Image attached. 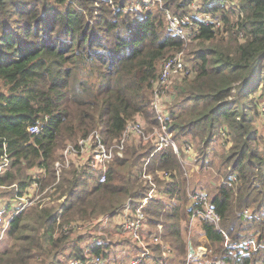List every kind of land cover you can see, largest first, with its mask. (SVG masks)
I'll return each mask as SVG.
<instances>
[{"label": "trees", "instance_id": "obj_1", "mask_svg": "<svg viewBox=\"0 0 264 264\" xmlns=\"http://www.w3.org/2000/svg\"><path fill=\"white\" fill-rule=\"evenodd\" d=\"M194 1L220 17L223 27L216 30L194 17L199 34L187 57L195 75L174 86L170 131L181 151L188 143L197 152L191 177L172 147L145 167L155 145L137 140L108 165L103 183L66 170L51 202L14 219L0 264L85 261L84 237L68 241L62 225L114 213L128 198L141 201L152 188L140 179L144 171L158 188L147 209L149 222L164 226L162 239L181 262L187 260L188 235L206 233L213 260L264 264V248L233 253L222 233L232 244L255 236L264 243V135L256 126L264 102V0H162L147 10L131 9L134 0H0V153L6 146L12 161L0 185L17 184L21 192L31 182L28 170L39 167L46 170L44 189L56 181L55 163L69 143L98 129L106 142L118 141L138 115L148 131L157 126L152 80L185 46L169 30L166 10L184 14ZM33 124L42 127L37 135L28 130ZM222 128L230 149L222 144ZM211 145L225 152L218 161ZM208 169L217 185L206 181ZM232 175L238 181L230 185ZM200 193L211 200L219 225L190 199ZM109 247L102 244L96 252ZM154 249L158 264L173 263L160 255L161 246Z\"/></svg>", "mask_w": 264, "mask_h": 264}, {"label": "built area", "instance_id": "obj_2", "mask_svg": "<svg viewBox=\"0 0 264 264\" xmlns=\"http://www.w3.org/2000/svg\"><path fill=\"white\" fill-rule=\"evenodd\" d=\"M155 4L162 5L163 3L162 0H134L131 9L147 10ZM194 17L202 23L212 25L216 30L223 27V21L220 17L211 12L201 11L199 1L192 2L189 5V11L184 14H175L166 10L169 30L181 38L185 46L182 51L163 63L160 74L152 80L153 99L151 106L158 122L157 126L148 131L149 125L138 115L127 122L118 141L106 142L102 130L98 129L79 138L76 143H69L62 150L60 159L55 163L56 181L44 189H42L41 184L45 178L46 170L39 167H32L28 170L27 175L31 177V182L21 192L17 184L9 187L0 185V189L15 188L14 197L9 203H6L4 197L0 195V244L6 239L11 224L19 214L32 207L42 208L52 201L50 193L59 184L64 171L76 169L78 172L94 175V179L96 178L103 183L107 180L108 165L115 159L122 158L127 146L133 141L137 140L144 146L150 143L155 145V150L146 160L145 167L157 153L172 147L181 160L187 178L191 177L196 168L197 152L188 143L181 148V151L172 137L170 125L172 122L171 105L177 97L174 91L175 84L183 78L195 75L194 69L185 60L187 47L195 41L199 34V26L194 24ZM259 111L261 121L264 122V102L260 104ZM28 130L31 134L37 135L41 132L42 127L40 124H33L28 127ZM220 137L225 148L232 146L226 128H222ZM11 168L10 153L4 146L2 153H0V176L5 175ZM161 175L168 178L170 173L162 172ZM140 179L146 185H152L148 195L141 201L136 203L133 198H128L114 213H108L91 221H74L62 225L61 232L64 235L90 236V241L83 246L85 261L72 258L62 264H158V252L154 249L155 246H161L159 253L163 255V259L167 257V254L173 252L171 245L162 239L161 233L164 226L158 224L153 229L149 222L147 209L151 200L158 195L154 177L144 171L140 175ZM237 181V176L232 175L229 184L232 185ZM190 199L193 202L201 203L205 215L217 225L220 224L221 218L206 193L191 194ZM62 213L63 207L59 209L60 216ZM244 213L246 216L252 215V211L249 209L245 210ZM114 217L116 219L111 222ZM219 229L221 228L219 227ZM222 233L226 240L225 246L233 253L244 254L264 248V243H260L257 236L232 244L229 242L227 233L224 231ZM131 242L136 245V249L131 246ZM188 242L189 251L186 264H196L197 262L221 264V262L212 259L214 253L208 248L210 241L206 233L201 235L189 234ZM102 244H108L109 249L97 253L96 249ZM190 244L193 245V251L190 249Z\"/></svg>", "mask_w": 264, "mask_h": 264}, {"label": "rangeland", "instance_id": "obj_3", "mask_svg": "<svg viewBox=\"0 0 264 264\" xmlns=\"http://www.w3.org/2000/svg\"><path fill=\"white\" fill-rule=\"evenodd\" d=\"M193 49H195V46L192 47V46L189 45L187 47V49H186V52H185V60L188 63V65H190V66H191V63L188 61L187 55ZM256 126H257L258 130L260 131L261 135H264V123L261 122L260 117L257 119ZM209 148L216 153L214 155L215 161H218L219 160V157L222 156L223 154H225V152L222 151L220 148H216V151L213 150V148H215V146H212L211 145ZM226 149H230V148H226ZM226 149H225V151L228 152ZM208 172H209V174H207V176L205 177L206 178V181H208L209 183L212 181L213 184L217 185L218 182L217 181H213L214 172H212V169H208ZM87 182L90 183V184H92V181H90V180H87ZM5 190L6 189H0V195H2V197H4V199L6 200V203H9V202L12 201V197L11 196L13 195V192L14 191L13 190H7V191H5ZM115 219H116V217H114L111 222H114ZM154 227H155V225L152 224V228L153 229H154ZM69 236H70V238H69L68 241H70V240L75 239L76 237H78V236H71V235H69ZM83 237H84L83 246H85L90 241V236L89 235H86V236H83ZM8 241L7 242L3 241L0 244V250H2L4 248V245L6 243H8ZM127 242H129V241H127ZM167 243L170 245V242L167 241ZM130 244H131V246L134 249H136V245L133 244V242H131ZM166 256H167L166 258H167L168 261H171V262L173 261L172 264H186V261L181 262L182 260H180L181 258H180V254L179 253H177L176 256H175V254H173V252H172L170 254H167ZM162 257H163V255H162Z\"/></svg>", "mask_w": 264, "mask_h": 264}, {"label": "water", "instance_id": "obj_4", "mask_svg": "<svg viewBox=\"0 0 264 264\" xmlns=\"http://www.w3.org/2000/svg\"><path fill=\"white\" fill-rule=\"evenodd\" d=\"M192 248H193V245H192V244H190V249H191V251H193V249H192Z\"/></svg>", "mask_w": 264, "mask_h": 264}]
</instances>
